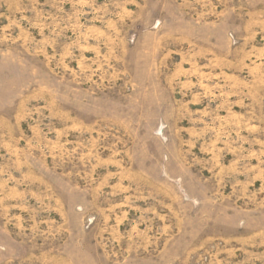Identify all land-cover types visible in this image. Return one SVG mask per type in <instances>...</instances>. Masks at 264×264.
<instances>
[{
  "label": "rangeland",
  "instance_id": "374dc122",
  "mask_svg": "<svg viewBox=\"0 0 264 264\" xmlns=\"http://www.w3.org/2000/svg\"><path fill=\"white\" fill-rule=\"evenodd\" d=\"M0 264H264V0H0Z\"/></svg>",
  "mask_w": 264,
  "mask_h": 264
}]
</instances>
